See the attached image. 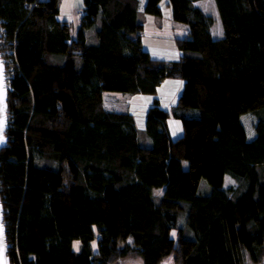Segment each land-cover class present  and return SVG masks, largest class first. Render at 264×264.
<instances>
[{
    "label": "trees",
    "instance_id": "16d2710c",
    "mask_svg": "<svg viewBox=\"0 0 264 264\" xmlns=\"http://www.w3.org/2000/svg\"><path fill=\"white\" fill-rule=\"evenodd\" d=\"M199 1L168 0L188 34L177 38L181 58L165 61L144 47L140 0H84L75 34L59 19L61 0H0L11 264L262 261L264 0H215L220 38ZM162 2L146 0L145 14L162 16ZM171 77L184 79L183 93L171 112L155 99L144 141L131 112L104 105L106 92L154 94ZM247 114L257 117L253 139ZM171 117L182 121L178 138Z\"/></svg>",
    "mask_w": 264,
    "mask_h": 264
},
{
    "label": "rangeland",
    "instance_id": "374dc122",
    "mask_svg": "<svg viewBox=\"0 0 264 264\" xmlns=\"http://www.w3.org/2000/svg\"><path fill=\"white\" fill-rule=\"evenodd\" d=\"M215 2V1H214ZM84 7V0H61L60 8L61 13L59 15L60 20H66L72 22L75 25V20L80 25L81 19L78 17V12ZM209 7V4L207 5ZM163 15L152 16L141 13V21L145 25L143 31V43L145 49L149 50L155 59H162L167 61L179 60L182 56V51L177 44V38L185 37L188 32L182 29V27H176L178 22L172 18V9L168 5V0L162 2ZM181 24V23H179ZM220 30V29H218ZM217 31V28H216ZM93 31H90L89 42L94 38L92 37ZM185 81L181 77H171L165 79V81L159 86L157 93L145 94V93H123V92H106L107 96H114V98H107L105 100L108 108L119 110L121 112H131L136 119L137 127L140 131V139L144 141L143 133L146 129V117L149 108L153 105L155 99H159L161 106L168 110L173 111L178 104L180 96L183 93ZM243 122L247 128L249 139L256 137L255 130L257 117L253 114H247L243 116ZM171 134L173 138L180 137L183 132V124L181 119L171 117L169 121ZM145 134V133H144ZM146 136V134H145ZM185 166L188 163L185 162ZM227 186H237V182L231 177H226ZM211 191V187L207 180L203 179L200 184L199 192L201 194H208ZM161 190L156 191V194H160ZM186 222V216L180 217V224L183 225ZM173 235L176 232L173 231ZM95 249H97V242L93 243ZM81 248V242L75 241L74 249L79 251ZM118 264H144L140 258L125 259ZM162 264H177L174 256L167 258ZM249 264H255L250 262ZM256 264H264V258L261 262Z\"/></svg>",
    "mask_w": 264,
    "mask_h": 264
},
{
    "label": "water",
    "instance_id": "95a60500",
    "mask_svg": "<svg viewBox=\"0 0 264 264\" xmlns=\"http://www.w3.org/2000/svg\"><path fill=\"white\" fill-rule=\"evenodd\" d=\"M8 91L9 85L5 63L0 51V150L7 145L6 130L8 126ZM0 264H10L8 242L4 224V211L0 199Z\"/></svg>",
    "mask_w": 264,
    "mask_h": 264
},
{
    "label": "crops",
    "instance_id": "0c3cea01",
    "mask_svg": "<svg viewBox=\"0 0 264 264\" xmlns=\"http://www.w3.org/2000/svg\"><path fill=\"white\" fill-rule=\"evenodd\" d=\"M215 0H202V1H199L197 3V5L202 8L207 14L209 15H212L214 18H215V24L213 26V29H212V33L214 35L215 38H220L223 36V27H222V23H221V19H220V15H219V11H218V8H217V5H216V2H214ZM209 4V7H207V5ZM145 5H146V0H140V3H139V11L140 13H144L145 14ZM146 15V14H145ZM77 18L75 20V28H74V31L73 33L75 34L76 31L78 30V27H79V24L77 22ZM177 26L176 27H182V29L185 31L188 32V27L187 25H184V24H176ZM216 28H217V31H216ZM220 29V30H218ZM107 98H114V96H107L104 94V105L106 107V109H108L109 111H117V110H114V109H111V108H108L107 105H106V102L105 100ZM119 111V110H118Z\"/></svg>",
    "mask_w": 264,
    "mask_h": 264
},
{
    "label": "built area",
    "instance_id": "2783aa9c",
    "mask_svg": "<svg viewBox=\"0 0 264 264\" xmlns=\"http://www.w3.org/2000/svg\"><path fill=\"white\" fill-rule=\"evenodd\" d=\"M78 17H79L80 19H82V18L84 17V13H83V11H79V12H78ZM1 54H2V53H1ZM2 58H3V61H4L5 65H6V63H8L7 58H6V57H3V55H2ZM10 264H11V262H10Z\"/></svg>",
    "mask_w": 264,
    "mask_h": 264
}]
</instances>
